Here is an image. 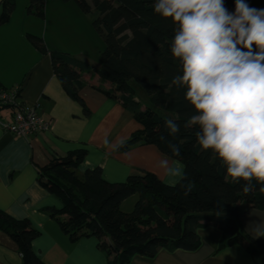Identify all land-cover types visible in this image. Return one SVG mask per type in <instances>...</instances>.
I'll return each mask as SVG.
<instances>
[{"label":"trees","instance_id":"1","mask_svg":"<svg viewBox=\"0 0 264 264\" xmlns=\"http://www.w3.org/2000/svg\"><path fill=\"white\" fill-rule=\"evenodd\" d=\"M62 1L75 2L85 13L97 12L93 25L104 39V47L96 72L101 81L112 84L109 89L97 88L119 101L142 125L117 148L155 144L183 163V175L174 184L150 171L110 182L98 165L80 176L77 169L87 151L72 150L39 170L41 184L62 203L61 208L49 207V214L73 241L96 237L107 264H127L136 254L154 257L161 249L195 250L201 244L199 229L208 226L222 233L219 249L246 243L254 261L264 264V238L248 235L240 221L241 203L264 208V184L253 180L252 190L244 191L247 182L233 181L214 152L201 150L196 138L198 126L184 127L196 113L185 99L186 89L172 83L174 77L182 75L181 62L170 50L178 25L154 13L155 0ZM245 2L264 9V0ZM224 4L230 13L235 11V0H224ZM14 5L15 0H5L0 23L9 20ZM27 11L44 17L45 0H30ZM28 37L41 51L50 53L63 87L72 98L80 100L78 90L86 83L75 58L47 49L40 35L29 33ZM135 83L145 89L151 105L143 106L135 97ZM7 107L0 103V108ZM154 107L164 109L167 116ZM167 119L180 124L175 137L165 128ZM169 143L179 146V156L171 152ZM189 186L191 191L185 194ZM133 195V208L122 209L123 201ZM0 230L17 243L23 264H44L32 244L39 231L29 220L0 209Z\"/></svg>","mask_w":264,"mask_h":264},{"label":"crops","instance_id":"2","mask_svg":"<svg viewBox=\"0 0 264 264\" xmlns=\"http://www.w3.org/2000/svg\"><path fill=\"white\" fill-rule=\"evenodd\" d=\"M25 1L24 6L22 0H15L9 20L0 23V84L20 86L21 103L36 105L38 112L52 121V127L32 136L17 135L0 127V209L15 218L29 220L39 231L32 244L44 264H107V256L96 237L73 241L49 214V207L61 208L62 203L41 184L40 168L69 151L85 149L86 156L77 169L80 176L88 168L100 165L104 178L110 182H122L131 175L150 171L174 184L180 176L170 175L162 162L167 161L168 167L180 168L182 172L183 163L155 144L117 148L142 125L119 101L97 88L112 86L109 81H101L96 72L101 63L79 64L86 84L78 90L81 101L74 99L56 75L50 53L41 51L28 37L29 33L42 36L49 50L83 55L81 50L77 52L80 47L74 53L66 47L77 39L69 38L70 43L61 39L69 37L63 24L74 17L82 23L85 13L72 1L45 0V16L39 17L27 11L30 0ZM4 4L5 0H0V17ZM49 15L56 28L45 31L41 19ZM142 103L147 105L145 101ZM0 118L11 119V109L0 108ZM135 200L133 195L123 201L122 209L130 211ZM240 208L244 231L251 237L264 238V208L244 203ZM199 235L201 244L195 250L161 249L154 257L136 254L127 264H258L247 251L246 243L219 249L222 233L215 226L199 229ZM0 264H23L17 243L2 230Z\"/></svg>","mask_w":264,"mask_h":264},{"label":"clouds","instance_id":"3","mask_svg":"<svg viewBox=\"0 0 264 264\" xmlns=\"http://www.w3.org/2000/svg\"><path fill=\"white\" fill-rule=\"evenodd\" d=\"M153 10L178 25L170 50L182 75L172 83L186 89L196 113L184 127L198 126L201 150L214 152L233 181L247 182L244 191L253 180L264 184V9L245 0H235L231 13L224 0H155ZM165 128L175 137L180 124L167 119ZM168 146L179 156L178 145Z\"/></svg>","mask_w":264,"mask_h":264},{"label":"rangeland","instance_id":"4","mask_svg":"<svg viewBox=\"0 0 264 264\" xmlns=\"http://www.w3.org/2000/svg\"><path fill=\"white\" fill-rule=\"evenodd\" d=\"M22 1H23L24 6L25 4L27 5V1L25 0H22ZM74 3L75 2H73V4ZM96 14L97 12L95 10L91 13H85L86 17L84 18V20H81L82 23H79V20H75V17H74L71 21L67 22L66 24L65 23L63 24V28H66L69 31L68 32L69 37L61 39V41L64 42L63 40H65L67 43H70L69 42L70 39L72 38L77 39L75 43H70L69 45H66V47H68L73 53L77 47H80V49L77 52L81 50L83 55L77 54L78 55L77 57L70 53L69 54L71 57L75 58V60L81 66L82 65L83 66H95V64L100 65L101 63L100 52L102 48L104 47V39L102 38L101 34L97 31V29L93 25V19L96 16ZM41 20H42V26L43 28H45V31L46 29L50 31L52 27L53 29L56 28L55 26L56 24L54 22H50L51 21L50 15L47 19L42 18ZM51 23H53L54 25H52ZM56 33H59V32H56ZM135 87H136L135 96L137 97V99L141 100V102L145 101L146 104L151 105L148 94L145 91V89L136 83H135ZM154 108L162 115L167 116V113L164 109L157 108V107H154ZM125 207L127 208V210H130L129 207H127V204H125Z\"/></svg>","mask_w":264,"mask_h":264},{"label":"built area","instance_id":"5","mask_svg":"<svg viewBox=\"0 0 264 264\" xmlns=\"http://www.w3.org/2000/svg\"><path fill=\"white\" fill-rule=\"evenodd\" d=\"M20 98V86L0 85V103L11 109V119L0 118V127L22 136H32L50 130L52 121L43 117L36 105L24 106Z\"/></svg>","mask_w":264,"mask_h":264}]
</instances>
